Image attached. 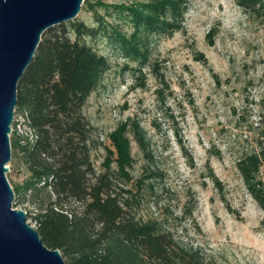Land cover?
Wrapping results in <instances>:
<instances>
[{"label": "rangeland", "instance_id": "374dc122", "mask_svg": "<svg viewBox=\"0 0 264 264\" xmlns=\"http://www.w3.org/2000/svg\"><path fill=\"white\" fill-rule=\"evenodd\" d=\"M98 1L109 7H88ZM144 1L85 0L74 20L98 30L86 42L110 62L83 110L95 127L94 166L105 169L109 136L118 125L138 121L152 159L147 162L132 141L128 213L161 222L183 246L218 264H264V209L237 166L261 147L263 18L238 0H185L181 28L172 35L148 34V59L134 61L117 47V33L129 37L133 27L114 6ZM9 167L13 189L29 181L13 148ZM147 167L155 176L143 174ZM258 178L264 183V168ZM48 205L43 194L35 198L30 191L18 194L13 207L26 211L37 229ZM64 209L81 213L83 207L68 201Z\"/></svg>", "mask_w": 264, "mask_h": 264}, {"label": "trees", "instance_id": "16d2710c", "mask_svg": "<svg viewBox=\"0 0 264 264\" xmlns=\"http://www.w3.org/2000/svg\"><path fill=\"white\" fill-rule=\"evenodd\" d=\"M238 2L252 7L264 21V0ZM97 6L109 7L102 1L88 3L92 10ZM114 8L126 12L133 27L129 37L113 30L117 47L131 60L146 61L148 34L172 35L179 30L186 1L146 0ZM97 33L82 21L48 29L18 85L17 110L29 113L39 140L23 146L21 139L11 137L12 148L30 172L29 181L14 189L16 199L30 191L35 198L45 196L49 205L42 207L36 230L48 248L60 250L66 264H218L199 249L183 246L161 222L140 221L128 213L132 203L127 195L133 191L126 186L135 161L132 141L147 162L152 159L138 121L122 122L110 134L105 169L97 172L92 161L95 127L83 112L110 67L109 59L86 42ZM261 114L264 123V110ZM260 140V150L240 159L237 166L264 209V183L258 178L264 168V129ZM144 172L151 177L156 173L150 167ZM138 183L141 188L144 178ZM68 201L80 203L81 213L65 210Z\"/></svg>", "mask_w": 264, "mask_h": 264}, {"label": "water", "instance_id": "95a60500", "mask_svg": "<svg viewBox=\"0 0 264 264\" xmlns=\"http://www.w3.org/2000/svg\"><path fill=\"white\" fill-rule=\"evenodd\" d=\"M85 0H0V264H66L13 204L7 174L18 85L48 29L74 21Z\"/></svg>", "mask_w": 264, "mask_h": 264}, {"label": "built area", "instance_id": "2783aa9c", "mask_svg": "<svg viewBox=\"0 0 264 264\" xmlns=\"http://www.w3.org/2000/svg\"><path fill=\"white\" fill-rule=\"evenodd\" d=\"M11 135L21 139V144L23 146H32L38 142V132L33 126L27 111H18L16 108Z\"/></svg>", "mask_w": 264, "mask_h": 264}]
</instances>
